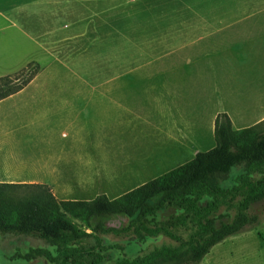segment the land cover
<instances>
[{
	"label": "crops",
	"instance_id": "crops-1",
	"mask_svg": "<svg viewBox=\"0 0 264 264\" xmlns=\"http://www.w3.org/2000/svg\"><path fill=\"white\" fill-rule=\"evenodd\" d=\"M178 6L190 14L156 5L125 21L121 62L105 64L104 78L20 99L35 75L1 99L0 182L46 184L62 200L114 199L214 146L218 113L236 129L263 120L264 0L169 1ZM3 22L0 62L16 60Z\"/></svg>",
	"mask_w": 264,
	"mask_h": 264
},
{
	"label": "trees",
	"instance_id": "trees-1",
	"mask_svg": "<svg viewBox=\"0 0 264 264\" xmlns=\"http://www.w3.org/2000/svg\"><path fill=\"white\" fill-rule=\"evenodd\" d=\"M37 71L33 67L27 75L19 71L1 75L0 100L21 90ZM263 124L264 119L236 129L227 113H218L214 146L114 199L98 194L89 200L58 201L46 184L0 182V233L32 236L47 244L30 245L10 256L28 261L42 258L49 264H198L215 244L258 223V215L247 210L264 198V177L251 180L264 172ZM234 166L241 172L231 187H225L222 183ZM16 187L36 190L23 199L18 216H12L3 205ZM236 192L243 197L235 203ZM222 206L236 208L230 220L223 219L227 213L217 214ZM67 212L80 216L86 229L72 222ZM111 216L125 217L127 222L107 225ZM179 227L191 228L185 241L133 258L110 259L107 251L112 245L102 244L98 236L132 232L140 240L159 233L177 237L174 230ZM89 237L94 239L91 247L85 244Z\"/></svg>",
	"mask_w": 264,
	"mask_h": 264
},
{
	"label": "rangeland",
	"instance_id": "rangeland-1",
	"mask_svg": "<svg viewBox=\"0 0 264 264\" xmlns=\"http://www.w3.org/2000/svg\"><path fill=\"white\" fill-rule=\"evenodd\" d=\"M169 1L0 0V26L5 23L3 21L12 24V30L5 32L15 35L8 43L11 42L13 45L10 43L9 53L17 57L16 60L10 58L0 62V75L18 71L21 75H27L33 67L38 68L34 77L36 81L18 96L22 100L46 92L57 95L58 90L62 89L58 84L61 81L102 79L111 73L104 71L105 64L121 62L120 49L124 46L121 27L125 21L131 17L152 15L156 5H160L161 15L190 14L181 6L169 8ZM201 10L208 14L219 12L217 8ZM136 37L134 34L132 39L134 48L137 43ZM22 69L25 71H21ZM142 75L143 73L137 72L134 79L142 81L143 85L146 79H143ZM142 95L151 96V92ZM234 126H237V121L234 122ZM212 139L214 141V138ZM240 172L239 167H232L228 180L222 185L231 187L233 179ZM262 177L264 172L253 175L251 180L255 182ZM35 190L32 187L13 188L4 199V210L12 216H18L22 210L23 199ZM78 191L80 190L76 193H79ZM86 194L91 192L87 191ZM242 197V192H236L234 202H238ZM247 211L258 215V223L215 244L198 264H264V198L252 203ZM220 213H227L228 216L223 219L230 220L235 215L236 208L226 209L222 206L217 214ZM65 214L79 228L86 229L80 216L70 212ZM126 222L125 217L111 216L107 220V225L120 226ZM174 232L177 237L159 233L144 240L138 239L132 232L98 233V236L102 244L112 245L107 254L110 259L115 260L121 257L141 256L161 245H178L188 238L191 228L179 227ZM85 244L93 246V237H89ZM30 245L47 246L43 240L36 237L0 233V264H49L42 258L28 261L10 256L15 250L23 252ZM48 247L53 250L51 246Z\"/></svg>",
	"mask_w": 264,
	"mask_h": 264
}]
</instances>
